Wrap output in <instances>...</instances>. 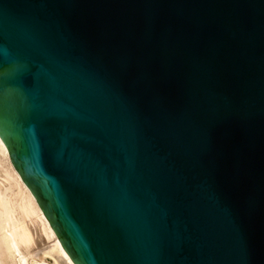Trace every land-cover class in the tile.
Listing matches in <instances>:
<instances>
[{
  "label": "water",
  "instance_id": "1",
  "mask_svg": "<svg viewBox=\"0 0 264 264\" xmlns=\"http://www.w3.org/2000/svg\"><path fill=\"white\" fill-rule=\"evenodd\" d=\"M0 140L73 264H264V0H0Z\"/></svg>",
  "mask_w": 264,
  "mask_h": 264
},
{
  "label": "bare ground",
  "instance_id": "2",
  "mask_svg": "<svg viewBox=\"0 0 264 264\" xmlns=\"http://www.w3.org/2000/svg\"><path fill=\"white\" fill-rule=\"evenodd\" d=\"M0 264H73L12 168L1 140Z\"/></svg>",
  "mask_w": 264,
  "mask_h": 264
},
{
  "label": "rangeland",
  "instance_id": "3",
  "mask_svg": "<svg viewBox=\"0 0 264 264\" xmlns=\"http://www.w3.org/2000/svg\"><path fill=\"white\" fill-rule=\"evenodd\" d=\"M37 225H35V228H37L36 229V232L38 231V226L36 227ZM48 262H51L50 260H47Z\"/></svg>",
  "mask_w": 264,
  "mask_h": 264
}]
</instances>
